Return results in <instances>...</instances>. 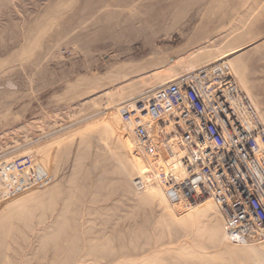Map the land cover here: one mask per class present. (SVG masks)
Instances as JSON below:
<instances>
[{
    "label": "rangeland",
    "instance_id": "rangeland-1",
    "mask_svg": "<svg viewBox=\"0 0 264 264\" xmlns=\"http://www.w3.org/2000/svg\"><path fill=\"white\" fill-rule=\"evenodd\" d=\"M114 263L264 264V0H0V264Z\"/></svg>",
    "mask_w": 264,
    "mask_h": 264
},
{
    "label": "bare ground",
    "instance_id": "bare-ground-1",
    "mask_svg": "<svg viewBox=\"0 0 264 264\" xmlns=\"http://www.w3.org/2000/svg\"><path fill=\"white\" fill-rule=\"evenodd\" d=\"M58 130H59V129H58ZM75 176H76V174H74V177L71 176V179L74 180V179H75ZM70 190H71V189H70ZM70 194H71V193H70ZM70 196H71V195H70ZM70 196H69V197H70ZM67 209H68V208H67ZM65 220H66V219H65ZM63 222H64V221H63ZM63 222H62V223H63ZM63 224H64V223H63ZM57 228H58V229H57V232L59 233V231L62 229V226L60 225V226H58ZM114 264H116V263H114Z\"/></svg>",
    "mask_w": 264,
    "mask_h": 264
}]
</instances>
